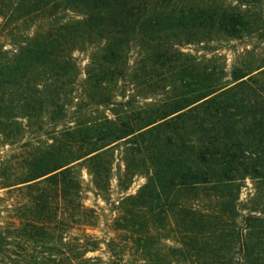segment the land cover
Listing matches in <instances>:
<instances>
[{
  "label": "trees",
  "instance_id": "trees-1",
  "mask_svg": "<svg viewBox=\"0 0 264 264\" xmlns=\"http://www.w3.org/2000/svg\"><path fill=\"white\" fill-rule=\"evenodd\" d=\"M255 1L0 0V37L13 45L0 42L2 145L19 142L44 115L56 127L75 98L85 99L86 86L99 91V103H109L108 85L133 74L135 43L141 61L167 64L180 89L159 107L76 121L54 129L51 142L25 156H0V188L16 198L8 207L0 195V264H100L86 257L99 246L96 236H66L94 225L76 164L83 161L103 189L110 149L122 141L123 176L148 173L138 191L122 199L116 226L128 237L124 247L134 244L141 252L140 264H264V209L236 220L242 180L253 179L264 197V65L237 66L227 83L164 45L171 33L242 37L258 31L250 18L264 1ZM96 42L101 53L90 61L81 91L69 88L74 50ZM168 239L179 246L161 247ZM237 245L244 254L228 255Z\"/></svg>",
  "mask_w": 264,
  "mask_h": 264
},
{
  "label": "rangeland",
  "instance_id": "rangeland-1",
  "mask_svg": "<svg viewBox=\"0 0 264 264\" xmlns=\"http://www.w3.org/2000/svg\"><path fill=\"white\" fill-rule=\"evenodd\" d=\"M258 1L260 0H256L255 3ZM224 2L239 3L238 0H224ZM254 10L255 13L252 14L250 20L255 22L254 28H260L258 31L245 32L242 37H229L216 33L212 35L198 33L188 36L171 33L164 45L173 51L189 54L188 56L196 59V64L214 70L213 75L215 78H220L222 82L231 83L233 82L231 74L235 67L241 66L243 70L245 68L254 70L264 65V7ZM2 20L3 18L0 15V24ZM0 42L7 44V49L13 47V45H9L8 42L10 41L2 37H0ZM134 46L129 55L128 65L132 68V70L128 69L133 74L128 76L126 80H118V82L115 81V83L108 85L106 93L111 94L112 97L109 103H99L97 101L99 100V91L86 86L87 95L85 99L81 101V99L75 98L71 105L67 107L66 116L57 123L56 127L47 122L49 120L45 115L41 121L32 120L19 142L12 145L0 144V156H25L34 147H42L51 142L54 129H62L68 125L72 126L80 120L91 122L105 116L114 120L121 116L125 110L147 107L150 104L159 107L163 101L174 96V92H179L180 89L174 87L179 83L177 75H174V73L168 74L169 66L167 64H154L151 61H141L139 57L141 49L136 43ZM100 50L101 45L99 42L89 43L74 50L73 56L77 67L76 76L65 81L69 88L73 87L74 90L81 91L80 86L86 79V69L93 57L101 53ZM77 94L79 95V93ZM19 121L26 122L23 118H20ZM124 149L123 141L117 142L111 147V154L108 157L111 161V170L107 184L103 189L97 188L91 171L83 161L76 164L77 171L81 174L83 202L91 208V217L89 216L88 219L92 218L94 225L87 228L86 231L82 230V227L72 228L66 236L73 241H83L85 232L96 236L100 242L99 246L97 249L87 252L86 257H93L94 262L100 264H140L143 262L141 252L134 244H128L124 247L125 239L128 237H125L123 230L116 229V226L120 224L117 220L122 221L121 218H118L122 212V199L129 194H135L148 177V173L144 172H138L129 179L123 176L125 169ZM126 179L127 181H125ZM241 183L238 205L240 215L236 219L238 224H241V216L248 214L262 215L264 209V207L261 208L264 197L258 194L253 179L247 177ZM0 195L6 198L8 207H13L12 203H15V196L9 197L6 194V189L1 188ZM111 238L115 239V243L109 249L107 242ZM164 244L179 246V243L172 239L163 240L161 247ZM119 253L123 254L122 260L117 259L120 256ZM243 254L244 250L240 249L238 245L228 253V255L235 257Z\"/></svg>",
  "mask_w": 264,
  "mask_h": 264
}]
</instances>
